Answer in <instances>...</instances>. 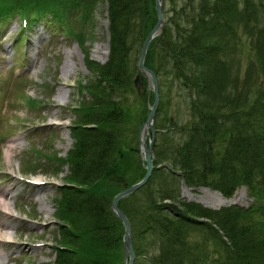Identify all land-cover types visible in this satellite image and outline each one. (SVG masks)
<instances>
[{
	"label": "trees",
	"instance_id": "1",
	"mask_svg": "<svg viewBox=\"0 0 264 264\" xmlns=\"http://www.w3.org/2000/svg\"><path fill=\"white\" fill-rule=\"evenodd\" d=\"M93 1L0 0V18L10 10L29 23L49 15L66 22L67 33L82 44L70 30V12ZM104 1L108 53L99 62L85 52L92 78L85 86L89 97L77 105L79 116L69 128L72 146L60 162L67 173L57 186L54 215L64 248L55 247L52 264H122L123 228L110 203L144 173L136 134L147 114L146 89L138 93L137 113L123 105L137 71L132 50L138 51L156 20L153 0ZM164 15L144 63L156 76L163 68L188 89L190 119L179 128L184 138L178 141L168 127L160 131L165 125H155L152 173L141 189L118 201L130 221L133 264H264V0H164ZM240 27L251 36L254 54L241 77L233 53ZM163 105L159 95L157 112ZM163 162L188 186H207L227 197L245 186L252 205L212 210L177 201ZM158 175L163 183L156 189L151 181ZM194 227L204 237L190 243ZM207 241L217 247L212 259Z\"/></svg>",
	"mask_w": 264,
	"mask_h": 264
},
{
	"label": "rangeland",
	"instance_id": "2",
	"mask_svg": "<svg viewBox=\"0 0 264 264\" xmlns=\"http://www.w3.org/2000/svg\"><path fill=\"white\" fill-rule=\"evenodd\" d=\"M85 2L79 10L70 12L69 22L74 36L84 39L82 44L67 33L66 22L52 20L49 15L26 27L17 10H10L5 19L0 18V189L7 191L2 197L13 207L12 215L0 209V264H52L55 245L62 239L54 215L55 198L59 196L57 186L64 183L67 173L66 164L60 165V162L72 146L69 128L79 116L76 107L89 97L85 86L92 73L85 66L84 56L86 52L91 59L104 62L105 47L108 53L106 2L96 0L88 7ZM238 32L233 53L239 60L241 77L254 54L251 53V36L241 27ZM136 49L132 50L131 59L138 58L139 49ZM159 60L160 55L155 54L153 61L158 63ZM167 72L162 68L161 75L157 76L164 105L157 112L155 125H165L160 131L168 127V133L178 141L184 138L179 128L190 119L189 92L180 80L171 78ZM141 90L143 88L138 91L133 85L123 107L137 113ZM146 90L149 93V87ZM150 99L148 94V104ZM168 117L171 121H167ZM145 136L148 138L149 133ZM128 138L132 142V138ZM8 146L13 148L7 158ZM165 169L176 200L195 202L182 194L179 173ZM34 178L44 183L34 185L27 181ZM152 179L151 184L154 182V187L159 189L163 183L161 177ZM192 191L202 193L200 188H192ZM236 193L242 195L241 201L219 207L201 201L196 203L212 210L252 205L253 197L244 186L234 195ZM174 200L166 198L164 202L175 204ZM6 230L12 233L13 241L2 240ZM202 237L203 230L196 227L189 232L190 243L200 242ZM210 244L208 242L209 258L212 259L218 254L217 247Z\"/></svg>",
	"mask_w": 264,
	"mask_h": 264
},
{
	"label": "water",
	"instance_id": "3",
	"mask_svg": "<svg viewBox=\"0 0 264 264\" xmlns=\"http://www.w3.org/2000/svg\"><path fill=\"white\" fill-rule=\"evenodd\" d=\"M164 0H153V6L156 14V20L152 27L148 30L144 36L137 59V72L133 78V84L135 88L139 91L143 88L142 78H145L147 86H149L153 99L150 104H148V111L144 121L141 123L138 130V147L141 154V158L144 162V173L143 175L133 183L127 185L123 189L117 191L111 199V211L121 222L123 232H122V264H132L134 261V251L132 247V237L130 222L124 211L118 206V201L122 197L132 193L139 187L145 184L149 178L152 168H153V140H154V129L153 121L155 112L159 101L158 92V82L154 70L147 65H145L144 60L148 46L152 39L160 34L162 27L165 23V15L163 11ZM146 133H150V137L146 138Z\"/></svg>",
	"mask_w": 264,
	"mask_h": 264
},
{
	"label": "bare ground",
	"instance_id": "4",
	"mask_svg": "<svg viewBox=\"0 0 264 264\" xmlns=\"http://www.w3.org/2000/svg\"><path fill=\"white\" fill-rule=\"evenodd\" d=\"M96 48H95V50H96ZM103 53H104V55L107 54V47H105V49L103 50ZM65 71H67V70H65ZM10 144H12V143H10ZM12 148H13L12 146H8V148L6 149L5 156L7 158L9 157V151ZM200 191L202 193L197 194V193H193L190 188L183 187L182 194L187 196L190 199H195V200L201 201V202H203L206 205L211 206V207H219L221 205H225V204H229L231 202L233 203V202L242 200V195L240 193H236L232 197H223V196L219 195L218 193L209 191L207 189L202 188V189H200ZM5 194H7V191L5 189H0V209L3 211L4 214L12 215L13 214L12 213L13 207L7 201H5L2 197V195H5ZM2 236L5 237V238H2L3 241H5L6 239L13 241V239H11L12 233L9 230L4 231L2 233Z\"/></svg>",
	"mask_w": 264,
	"mask_h": 264
}]
</instances>
